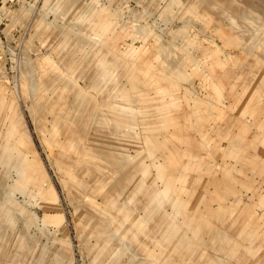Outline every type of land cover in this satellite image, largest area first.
<instances>
[{
	"label": "rangeland",
	"instance_id": "obj_1",
	"mask_svg": "<svg viewBox=\"0 0 264 264\" xmlns=\"http://www.w3.org/2000/svg\"><path fill=\"white\" fill-rule=\"evenodd\" d=\"M0 264H264V0H0Z\"/></svg>",
	"mask_w": 264,
	"mask_h": 264
}]
</instances>
